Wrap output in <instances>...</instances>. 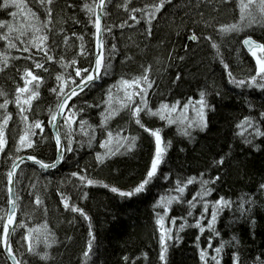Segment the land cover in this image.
<instances>
[{"label":"trees","instance_id":"16d2710c","mask_svg":"<svg viewBox=\"0 0 264 264\" xmlns=\"http://www.w3.org/2000/svg\"><path fill=\"white\" fill-rule=\"evenodd\" d=\"M3 2L0 0V5ZM17 2L21 8L9 6L5 10L0 7V21L13 27L11 33L7 28H0V35L7 33L15 45L9 47L8 41L0 39V104L5 100L9 102L6 109H0V121L11 114L5 130L7 144L4 152L0 153V217L4 218L0 221V264H12L3 247V223L9 210V169L15 158L22 154L35 156L47 163L55 161L56 143L47 121L49 112L55 111L59 99L51 89L57 87V75L69 83L71 80L78 83L75 69H90L96 52L97 0H52L51 5L45 6H41L39 0ZM159 3L160 0H107L103 11V52L106 57L114 56L112 72L98 81L92 91L81 94L82 98L74 97L65 112L67 114L73 104L77 112L85 105L100 107L85 108L77 116L72 126L76 151L66 153L65 162L47 171L30 162H22L18 167L14 180L18 217L11 235V247L22 264H205L200 260L201 250L207 252L208 264H215L211 257L216 255L214 250L222 243L223 251L218 257L220 264H233L234 253L239 254L241 264H264V191H259L260 185L264 184V136L255 135L254 127H237L245 117H254V124L264 132V119L260 116L264 112V90L247 86L237 88L229 83L227 74L230 71L237 80L246 81L256 75L255 57L243 46V40L250 35L264 43V25L259 23L260 0H253L251 4L249 0H172L157 13L149 35L147 14ZM242 4L247 6L243 21ZM46 7L51 8V16ZM132 9L138 11L133 12ZM13 12L17 13L15 17L11 15ZM249 13L258 21L251 27L247 26ZM232 24L242 25L243 30L220 31L222 26ZM33 26L41 31L34 33ZM193 33L199 37L198 41L188 40ZM33 36L48 37L45 43L48 55L53 56L51 61L33 45ZM79 37H83L85 55H80ZM207 37L212 40H207ZM213 41L220 46V56L211 47ZM113 44L116 45L115 52ZM24 48L29 50L24 51ZM257 55H260L259 50ZM73 59L76 60L74 67L71 65ZM221 59L228 65L227 70ZM34 61L44 67L36 68ZM145 69H148L149 80L153 82L148 93L149 106L153 111L161 103L172 105L189 96L199 100L201 91L208 93L207 128L201 130L194 126L188 129L190 137L182 135L189 122L197 120V114L194 116L183 111L181 105L171 114L175 123L170 125L158 116L142 113L145 128L163 129L166 147L171 141L160 169L161 173L169 175V179L161 177L144 193L122 198L112 193L110 188L128 191L138 185L154 155V138L135 124L128 109H121L108 122L107 130L137 137L136 146L130 151L121 148L118 154L98 163L96 154L106 152L100 143L107 137V131L102 134L100 129V114L108 107L104 101L108 99L110 86L116 85L121 78L133 80L141 77ZM27 71L40 77V82L31 81L29 91L21 94V100L32 92L39 94L30 107L24 105L25 122L21 119L16 97L17 88L25 87ZM27 79L31 80V77ZM136 99L138 102V97ZM123 100V90L113 88L112 108L120 109ZM81 119L87 121L84 131L79 126ZM36 120L44 124L43 133L36 129L37 134L32 137L36 146L17 151L20 136ZM61 125L59 131L66 146V129L62 121ZM93 135L95 139L89 146ZM221 157L225 158L224 164L217 166L216 161ZM73 172L96 183L93 186H86V182L80 184L78 177L71 175ZM202 173L205 180L220 177L215 184L209 185L214 191L206 199L214 202L224 197L232 204L219 214L215 224L218 236L207 228L212 213L209 206L205 219L201 221L204 233L188 226L179 231L180 239L177 241L175 237L180 225L185 222L194 225L204 210L198 198L196 207L191 209L192 215H188V201L201 190L198 181ZM190 177H196L197 182L188 186L180 203L171 205L165 220V227L172 229L173 239L168 241L166 261H161L160 232L155 223L153 205L161 196H175V191L170 190L175 188L176 181L186 182ZM104 184L109 187H103ZM61 194L69 198L67 209ZM37 197L41 201L39 204ZM72 206L83 209L90 217L91 228L88 220L71 210ZM156 211L164 214L163 208ZM172 217L176 218L175 225L171 222ZM30 229L33 231L29 232ZM197 236H200L199 241ZM90 241L91 251L88 249ZM30 245L32 252L28 251ZM85 252H88L87 256ZM45 253L48 259H41Z\"/></svg>","mask_w":264,"mask_h":264},{"label":"snow or ice","instance_id":"6c2138e0","mask_svg":"<svg viewBox=\"0 0 264 264\" xmlns=\"http://www.w3.org/2000/svg\"><path fill=\"white\" fill-rule=\"evenodd\" d=\"M172 0H160V3L154 8H152L148 14H147V24H148V34L151 35V26L152 21L156 18L157 13H160L162 9L165 7V4H170ZM52 0H39V4L41 6L51 5ZM253 3V0H249V4ZM9 6H14L16 8H21L22 5L17 2V0H4L3 4L0 5V7H3L5 10L9 8ZM101 7L103 6V0H101ZM246 5H241V20L243 21L245 19L244 16V10ZM258 10L260 13V20L259 23L264 25V0H260V3L258 4ZM91 11V9H89ZM133 12L138 11L137 9H132ZM46 12L49 16H51V8L46 7ZM13 17L17 15V13L13 12L11 13ZM33 16H35V13H32ZM133 20H136L135 16L131 17ZM139 23V21H136ZM256 16L249 13L248 15V27H251L252 24L257 23ZM121 27H124V25H121ZM0 28H7L8 33H11L13 31L12 25L8 24L7 22L0 21ZM95 28H96V34H97V53L95 57V63L94 65L89 68H79L77 67L75 69V76L79 78V82L77 83L76 80H71L69 83L68 81H65L63 76L57 75L56 76V82L57 87H54L51 89V92L56 93L59 103L56 105L55 111L49 112V119L47 121L48 126L52 129L54 133L55 143H56V160L53 163H45L43 160L36 159L35 156H28L27 160L31 161L33 164L38 165L40 169L47 171L51 168H56L57 164L63 163L66 161V153H73L76 151V149L73 148V131L72 126L74 123H76L77 116L82 113L85 108H99L100 105H85L80 108L79 112L75 111L76 105L73 104L71 107L68 108L67 114L65 113V108L68 106V102L73 97L82 98L81 94H87V92H90L94 89V87L97 86V82L102 80L104 77L109 76L112 72L113 65L111 61L114 59V56H105L103 52L104 47V41H103V33L102 28L100 24V17L97 16L95 20ZM32 30L34 33H39L41 29L39 27H32ZM243 30L242 25L240 24H232L227 26H222L220 31L222 33L227 32H238ZM109 35H111V29L108 30ZM21 35L23 33L21 32ZM0 39L6 40L9 42V47H15V45L10 41L9 35L6 33L4 35H0ZM48 37L47 36H33V45L37 48L38 51L43 52L44 56L47 60L51 61L53 59V56L48 55L49 49L47 48L46 41ZM81 40V52L80 55H85L84 51V45H83V37H79ZM207 40L211 41V37H207ZM189 41H198L199 37L193 33L192 35L188 36ZM243 46L247 48L248 52L255 57L256 62V75L251 76L250 79L247 81L244 79L237 80L232 76V73L228 71V78L229 83L235 85L237 88H243L245 86L252 87V88H259L261 90H264V43H258L257 41L253 40L251 37H248L243 40ZM211 47L216 51V55L220 56L219 48L220 46L216 44L214 41L211 43ZM24 51H28V48H24ZM113 52L116 50V45L113 44L112 46ZM257 50H259L260 55H257ZM31 58V57H29ZM183 59V58H181ZM36 68H43L44 65L38 62H35ZM221 63L223 64V60L221 59ZM71 65L74 67L76 65V60L73 59L71 61ZM66 67V66H65ZM223 67L225 70L228 69L227 64H223ZM47 71V69H45ZM27 77H31V80H28ZM259 78V79H258ZM179 79V77H177ZM31 81H37L40 82V77L35 76L32 74L31 71H27L25 73V87L24 88H17V97H16V104L17 107L20 108V114L21 119L23 121H27V116L24 115V112L26 111L24 105L31 106V102L33 99H36L38 97V92H32L31 95L21 100V94L26 93L29 91L28 85L31 83ZM153 82L149 80L148 77V69H145L144 75L141 77H136L133 80H125L121 78L117 82L116 85L110 86L108 89V99L104 101V104L108 105V107L105 109L104 112H102L101 115V123H100V129L103 134L104 131H107V137L101 141L100 147L103 149H106V152L104 154L97 153L96 154V160L98 163H103L105 159L110 158L111 156H114L120 152L121 148H125L127 150H131L135 148L136 146V139L137 137H131V136H122L120 132H116L115 134L111 130H107L108 122L116 115L119 114V111L121 109H128L130 118L134 120L136 125H139L141 128H144L145 131L149 132V134L154 138L155 142V151L154 155L152 156L151 163L149 167L147 168L146 174L144 178L138 183L136 187H134L131 190L128 191H122L116 187H111L110 191L112 193L118 194L122 198H131L133 196L140 195L144 193L145 191L149 190L150 185L155 180L160 179L163 177L164 179H169L168 174L161 173V165L165 162V157L167 154V148L171 147V141L167 142V147L165 146V141L162 136L163 129L157 128V129H147L145 128L144 124L142 123V113H145L146 115L156 117L158 116L160 120L167 121V124H173L175 121L171 118V114L176 111L177 106L179 105V101L175 102L172 105L161 103L159 107L153 111L149 106V100H148V93L149 89L152 88ZM68 89L67 91L65 89ZM116 88L118 90H123L124 92V100L120 104V109H113L111 106V99H112V89ZM131 89V90H130ZM207 95L205 91H201L199 93V100L195 101L196 112H197V120L189 122L188 128L184 129L182 131V135L191 136V133L188 129H191L194 126L199 127L201 130L207 128V113L206 110L209 108V104L207 101ZM138 97V102L137 98ZM8 100H5L3 104H0V109H6L8 105ZM193 105V101L190 99L188 103L184 104V110L186 111L190 106ZM261 118L264 119V112L260 114ZM11 119V114H7L4 116L2 121H0V153L4 152L5 145L7 144V137L5 135V130L8 126V122ZM254 117H245V119L237 126L243 129V127L246 125L249 128H255V135L257 136H264V132H261L259 130V127L254 124ZM61 121L63 122V127L66 129V136H67V145L61 143V133L59 129L61 128ZM87 125V121L81 119L79 121V126L81 131H84L85 126ZM36 129H39L41 133L44 131V124L40 120H36L33 124L28 125L25 128V134L21 135L19 138V142L17 144V151L28 148L32 149L36 145L34 144L32 137L35 136ZM87 135V133H85ZM43 139V137H42ZM95 139V136H91L89 139V146H91L92 140ZM245 143L251 144V141L245 140ZM82 146V145H81ZM224 157H221L219 161H216V165L220 166L224 164ZM16 165L13 163L12 169L8 172V181L9 183H12L13 181V175L15 172ZM73 177H78L80 184H85L86 186H93L96 182L92 179H88L85 175H79L77 172L71 173ZM203 173L201 174V178L198 181L201 185V190L196 193L195 196L192 197V200L188 201L189 205V211L188 215H192L191 209L196 207L197 199L199 198V201L203 203V212L200 214V218L196 220L194 225H187V223H183L180 225V228L176 234V240L179 241V231H183L185 227H195L198 228L200 233H204L205 227L201 223L202 220L205 219V216L208 212L209 206L212 208L211 213V219L208 220L207 228L214 232L215 235H219L218 232H216L215 224L218 220L220 212L223 211L225 207H230L232 202L226 200L224 197H220L218 200L212 202L207 200L206 198L212 194L214 189L212 187H209L210 184H215L217 181L220 180L219 176H216L212 180H205L203 179ZM196 181V177H190L187 179L186 182H182L181 180H177L175 183V188L171 189L170 191H175V196H169L165 198L164 196H161L159 200L153 205V209L156 214V220L155 223L159 228L160 236H159V243H160V255L159 259L161 261H166V254L168 252V241H171L173 239L172 235V229L165 227V220L168 218V212L170 210L171 205L176 202L180 203L184 199V193L188 189L189 185H192ZM103 187L108 188L109 186L107 184H104ZM11 193V189L9 190ZM259 191H264V184L260 185ZM87 194L85 193V196ZM18 199V197H17ZM68 197H65L63 194H61V200L64 202V206L67 209L69 207L68 204ZM38 204L41 203L39 197H37ZM8 203L10 205L8 213H7V219L6 222L3 223V243L6 246V250L8 251L9 255H11L12 249L10 247V241L9 236L11 235L10 228L12 232L15 231V228H12L15 216H16V208L17 204L14 199H12V196H9ZM248 203H254V201H248ZM163 208L164 214L161 215L159 211H156V209ZM71 210L73 212H79L81 216L84 217L85 220L89 221V227L91 228L90 223V217L87 216L86 213H84L83 209L77 208L75 206H72ZM240 210L243 213L244 208L243 204L240 206ZM4 218L0 217V221H2ZM171 222L173 225L176 224V218L172 217ZM24 225H20V227H23ZM33 231L32 229L29 230V232ZM89 235L92 236L91 231L89 232ZM94 239V237H93ZM197 241H199L200 236L196 237ZM235 239V237H233ZM208 247H211V241H209ZM223 243L221 246L215 248L216 255L211 257V260L215 262V264H220V259L218 257L223 251ZM92 244L91 241L89 242L88 249L91 251ZM29 252H32L33 249L31 245L28 249ZM88 255V252H85V256ZM207 252L204 250H201L200 252V260L205 262V264H208V261L206 260ZM13 258L14 264H22L21 261H17L15 257ZM41 259H48L47 253H45ZM128 258L125 257V260ZM233 264H241L240 256L238 253H234L233 255Z\"/></svg>","mask_w":264,"mask_h":264},{"label":"water","instance_id":"95a60500","mask_svg":"<svg viewBox=\"0 0 264 264\" xmlns=\"http://www.w3.org/2000/svg\"><path fill=\"white\" fill-rule=\"evenodd\" d=\"M106 2H107V0H103V6L101 7L100 5H101V0H98V5H97V9H96V12H97V16H99L100 17V24H101V28H102V33H103V28H104V7H105V4H106ZM97 16H96V18H97ZM103 37H104V34H103ZM248 37H250V36H248ZM252 38V37H251ZM253 40H255L254 38H252ZM256 41V40H255ZM96 52H95V57H96V53H97V35H96ZM247 49V48H246ZM95 63V62H94ZM74 99V97L68 102V105L72 102V100ZM67 107V106H66ZM65 110H66V108H65ZM66 113V112H65ZM51 131H52V129H51ZM52 135H54V133H53V131H52ZM54 140H55V138H54ZM61 143L63 144V140H62V136H61ZM28 156H32V155H28V154H22V156H19V157H17V158H15V161L13 162V163H15L16 165H18V167L22 164V162H24V161H27V162H30V163H32L31 161H28L27 160V157ZM36 159H38V158H36ZM39 160V159H38ZM56 160V159H55ZM53 162H55V161H53ZM53 162H51V163H53ZM13 163H12V165H11V167H10V169L9 170H11L12 169V166H13ZM45 163H47V162H45ZM33 164V163H32ZM61 164V163H60ZM60 164H57V166H59ZM38 166V165H37ZM18 167H16V169H15V172H14V175H13V181H12V183H9V190L11 189V193H10V195L12 196V199H14L15 200V202H16V192H15V176H16V173H17V169H18ZM39 167V166H38ZM55 168H51V169H48V170H54ZM10 192V191H9ZM17 204V203H16ZM17 217H18V214H17V208H16V216H15V219H14V222H13V225H12V228H15L16 227V222H17ZM10 232H11V235H12V230H11V228H10ZM9 236V241H10V247H11V238H12V236ZM3 247H5V250H6V246H5V244L3 243ZM11 249H12V247H11ZM6 253H7V255H8V258H10V260H11V263L12 264H14V262H13V258L12 257H15V259L17 260V261H19L18 260V258H16V256L14 255V253H13V249H12V252H11V255H9V253H8V251L6 250Z\"/></svg>","mask_w":264,"mask_h":264},{"label":"bare ground","instance_id":"6f19581e","mask_svg":"<svg viewBox=\"0 0 264 264\" xmlns=\"http://www.w3.org/2000/svg\"><path fill=\"white\" fill-rule=\"evenodd\" d=\"M98 1V0H97ZM97 5H98V3H97ZM106 5V4H105ZM96 9H97V7H96ZM105 14V13H104ZM97 16V15H96ZM95 44H96V42H95ZM192 100L193 101V105L192 106H190L187 110H186V112H188V113H192L194 116L197 114V112H196V110H195V108H196V105H195V101H197V99H196V97H192V96H189L188 98H185L184 100H182V102L181 101H179L180 103H179V105L178 106H180V108H184L183 106H184V104H186V103H188L189 102V100ZM177 106V107H178ZM159 107V104L158 105H156L155 106V108H158ZM189 110V111H188ZM183 111H185L184 109H183ZM196 112V113H195ZM56 159V158H55ZM24 162H27V161H24ZM7 181H8V178H7ZM8 183H9V181H8ZM9 207H10V205H9ZM13 249V248H12ZM14 253V252H13ZM8 256V255H7ZM10 259V258H9ZM11 261V260H10Z\"/></svg>","mask_w":264,"mask_h":264},{"label":"rangeland","instance_id":"374dc122","mask_svg":"<svg viewBox=\"0 0 264 264\" xmlns=\"http://www.w3.org/2000/svg\"><path fill=\"white\" fill-rule=\"evenodd\" d=\"M197 107V106H196ZM195 110H196V108H195Z\"/></svg>","mask_w":264,"mask_h":264}]
</instances>
